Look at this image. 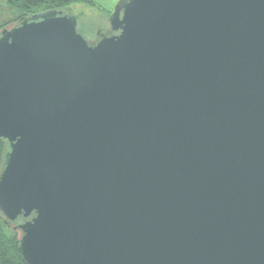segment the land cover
<instances>
[{
  "label": "water",
  "instance_id": "1",
  "mask_svg": "<svg viewBox=\"0 0 264 264\" xmlns=\"http://www.w3.org/2000/svg\"><path fill=\"white\" fill-rule=\"evenodd\" d=\"M0 138L26 264H264V0H118L95 41L21 18Z\"/></svg>",
  "mask_w": 264,
  "mask_h": 264
},
{
  "label": "trees",
  "instance_id": "2",
  "mask_svg": "<svg viewBox=\"0 0 264 264\" xmlns=\"http://www.w3.org/2000/svg\"><path fill=\"white\" fill-rule=\"evenodd\" d=\"M82 1L94 5L92 0H4L7 6L19 15L18 20L13 24L18 23L21 18L29 17L41 10L51 8L64 10L72 4ZM108 14L110 15V12ZM6 148V140L0 138V172L3 167ZM19 238L20 231L15 229L14 225L6 224L0 211V264H26L18 249Z\"/></svg>",
  "mask_w": 264,
  "mask_h": 264
},
{
  "label": "rangeland",
  "instance_id": "3",
  "mask_svg": "<svg viewBox=\"0 0 264 264\" xmlns=\"http://www.w3.org/2000/svg\"><path fill=\"white\" fill-rule=\"evenodd\" d=\"M93 4L86 1L72 4L63 11L72 13L78 21V29L90 41H95L98 30L109 29V12L118 0H92ZM19 15L11 10L4 0H0V29L11 26L18 20Z\"/></svg>",
  "mask_w": 264,
  "mask_h": 264
},
{
  "label": "flooded vegetation",
  "instance_id": "4",
  "mask_svg": "<svg viewBox=\"0 0 264 264\" xmlns=\"http://www.w3.org/2000/svg\"><path fill=\"white\" fill-rule=\"evenodd\" d=\"M102 29H103V28H101V29H99V30H102ZM99 30H98V31H99Z\"/></svg>",
  "mask_w": 264,
  "mask_h": 264
}]
</instances>
